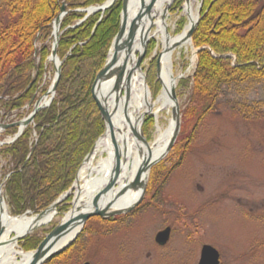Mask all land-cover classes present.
<instances>
[{"label": "trees", "instance_id": "obj_1", "mask_svg": "<svg viewBox=\"0 0 264 264\" xmlns=\"http://www.w3.org/2000/svg\"><path fill=\"white\" fill-rule=\"evenodd\" d=\"M105 1L0 0V122L21 119L24 107L47 90L43 83L52 66L48 57L53 22L63 3L69 9L61 24L58 55L63 63L56 96L17 140L0 148V157L9 167L4 193L14 215L28 210L38 213L70 189L85 157L105 131L92 87L119 31L123 0L76 25L86 15L80 9ZM193 42L201 50L194 74L181 81L190 88L194 103L184 115L198 116L201 122L232 85L256 82L264 88V0H204ZM233 109L245 119L261 111L247 102H238ZM149 121L154 123L153 116ZM16 132L17 127L7 128L2 137ZM41 241L27 237L23 247L34 249ZM67 252L68 248L60 254Z\"/></svg>", "mask_w": 264, "mask_h": 264}, {"label": "rangeland", "instance_id": "obj_2", "mask_svg": "<svg viewBox=\"0 0 264 264\" xmlns=\"http://www.w3.org/2000/svg\"><path fill=\"white\" fill-rule=\"evenodd\" d=\"M184 2L173 0L165 13L168 29L174 35L182 32L188 22L183 15ZM203 4L204 0L194 4L200 15ZM197 48H176L174 73L183 76L176 85L183 111L181 128L170 152L151 167L143 201L132 210L107 219L90 217L67 247L69 252L49 264H197L205 243L220 250L223 264H264L263 84L225 88L216 109L209 110L201 122L198 116L184 115L194 103L190 101V88L182 86L181 81L195 72ZM161 51L158 40L150 38L141 63L155 96L162 86L154 54ZM50 64L43 83L47 88L55 76L54 65ZM238 102L260 106V115L245 119L233 109ZM29 113L26 110L24 116ZM150 116L153 115L144 117L142 132L152 142L157 125L154 116V123L149 121ZM167 125L168 118L163 117L161 126ZM8 139L9 136H0L2 142ZM8 168L7 160L0 157L1 182ZM73 202L74 194L62 204L51 223L27 237L43 240L73 208ZM166 226L173 229L171 239L160 247L155 236ZM23 240L18 247L25 250Z\"/></svg>", "mask_w": 264, "mask_h": 264}, {"label": "bare ground", "instance_id": "obj_3", "mask_svg": "<svg viewBox=\"0 0 264 264\" xmlns=\"http://www.w3.org/2000/svg\"><path fill=\"white\" fill-rule=\"evenodd\" d=\"M152 1L129 0L128 24L133 17L142 14L134 50L127 63L132 78L129 84L123 83L120 91L115 89L113 82H104L97 89L98 98L104 103L110 121L106 125L105 133L98 139L91 156L79 170L73 189V208L62 221L95 210V198L101 195L112 181V188L100 197L98 208L115 211L130 207L142 192V188H132L131 183L147 162L155 161L163 154L173 135L176 121L173 117L175 101L172 99V90L176 88L179 79L174 73L176 48L189 50L193 47L187 36L198 18L199 9L195 8L194 4L201 0H185L183 15L188 18V22L183 31L176 35L169 31L165 16L166 9L173 0H156L150 12H147L146 9ZM152 37L162 46L159 74L162 88L157 96H154L145 74L136 67L137 55L142 51L143 40ZM124 57L122 56L121 59ZM194 60L193 56L192 61ZM49 100L50 97L45 96L41 103L48 104ZM147 114L155 117L157 126L155 139L145 144L138 136ZM163 117L168 118V125L165 128L161 126ZM117 166L118 172H116ZM146 176L148 177V173H144L142 179ZM2 208L0 220L4 233L0 238V264H29L32 253L20 249L18 242L13 240L14 237L48 225L55 219L57 210L50 209L42 215L16 217L10 213L6 202ZM80 227L74 226L60 239L52 241L51 251L65 246Z\"/></svg>", "mask_w": 264, "mask_h": 264}, {"label": "water", "instance_id": "obj_4", "mask_svg": "<svg viewBox=\"0 0 264 264\" xmlns=\"http://www.w3.org/2000/svg\"><path fill=\"white\" fill-rule=\"evenodd\" d=\"M116 1L117 0H107L102 5H97V6H92L90 8H87L86 9V11H87L86 17H88L89 15L93 14L94 12H96L98 10L104 11L106 9H109L110 7H112L116 3ZM155 1L156 0H153L152 3L147 7V9H146L147 12H150ZM128 5H129V0H123L122 19H121L120 29H119V31H118V33H117V35L113 41L112 48H111L110 54H109V58H108L106 64L104 65V67L99 71V73L96 77V80L93 84V87H92L93 96L96 100V103L98 105V108L102 114V117H103L106 125L110 121V115H109L108 111L106 110L104 103H102V101L98 98L97 89L104 82H113L115 89L120 91L123 83L126 82L129 84V82L131 81V78H132V72H130L128 70L127 63H128L129 56L132 54V51L134 50V44H135L139 29H140V20H141L142 14H138L137 16L133 17L129 21V24H128V19H129ZM68 11L69 10H67L66 4L63 3V5L61 6V12L54 21V32H53L54 44H53V49H52V54H51L50 59L55 62L56 77H55V81L52 84V86L50 87V89L44 94V96H49L51 94V98H50L49 103H51V101H52V99L56 93L57 86H58L60 76H61L63 61L58 56L57 48H58V44H59V40H60V34H61V32H60L61 22H62L63 17L68 13ZM199 20H200V15H198L197 20L194 22V24L192 25V27L188 33L187 38L190 41H192V36H193V33H194V31L198 25ZM83 21H84V19L81 20L77 25H79ZM148 41H149V39L143 40L142 51L138 54V57L136 60V67L139 69H141V63H142L144 54L146 52ZM199 50L200 49H197L196 53ZM122 56H125V57L123 59H121ZM160 59H161V53L158 55V59H157L158 75L160 74ZM121 60H123V61H121ZM179 77H182V75H180ZM126 92L128 93V91H126ZM42 98L43 97H41L35 101L33 111L30 114V116H28L27 118H24L20 121L12 123V124H0V128H2V129H5L7 127H13V126H17L19 128L17 134L15 135V137L13 138L12 141L16 140L22 134V132L24 131V128L27 127L34 120L37 112H39L42 108L49 105V103L43 105L41 103ZM172 99L175 101V106L173 108V117L175 118V121H176L175 130H174L173 135H172L165 151L163 152V154L159 158H157L155 161L147 162L140 169L136 178L131 183L130 186L134 189L142 188V192L140 193L138 199L130 207H127L126 209L109 211L108 208H106V209L98 208V201H99L100 197L102 196L103 193H106L110 188H112V186H113V181H112L103 190V193L101 195L100 194L97 195V197L95 198V200H94V205L96 206L95 210L90 211V212H84V213H81L79 215H75L73 217H69L67 220L60 222L58 225H56L54 227V229H52L50 231L46 235V237L43 239V241L40 243L38 248L31 252L32 256H31V259L29 261V264H44L49 259H51L53 256L62 252L66 247L71 245L74 242V240L79 236L83 225L85 224V222L90 217L100 216L102 219H107L111 216L121 214L124 212H128V211L132 210L133 208H135L136 206H138L143 201L144 196L146 194V186H147V178L148 177L146 176L145 179H142V175L144 173H149L151 167L153 165H155L156 163H158L159 161H161L170 152V150L172 149L174 143L176 142V139H177L179 132H180L182 114H181V107H180V104L178 101L176 88H174L172 90ZM34 100L35 99L33 98L31 100L30 104H32ZM138 137L145 144L149 143V141L144 137L142 131ZM96 143L92 147V149L90 150L88 155L85 157L82 165L91 156V154H92V152L96 146ZM0 144H3V142ZM118 161H119V159H118ZM82 165H81V167H82ZM118 170H119V167L117 166L116 172H118ZM77 177H78V174H77ZM77 177H76V180H77ZM73 189H74V184L57 201H55L47 209H45L44 211H41L40 213H38L36 215H42L43 213H45L46 211H48L50 209H58L59 203H61L64 199H66L69 195H71ZM4 202H5V198H4L3 191H2V183L0 182V217H1V214L3 211L2 206H3ZM29 213H31V212L27 211L23 215H27ZM23 215H17L16 217H20ZM77 225L81 226V227H80V230L76 232L74 237L62 248L57 249L55 251H51L52 241L60 239L64 234L69 232L74 226H77ZM3 233H4V227L1 224V220H0V238H1ZM28 234L29 233L23 234L21 236H15L13 240L19 241L20 239L24 238ZM170 235H171V227H166L165 229H163L157 233L155 240L158 244L165 245L169 241ZM219 258H220L219 251L215 247H213L212 245L205 244L202 247L201 257H200L198 264H220ZM84 264H91V263L85 262Z\"/></svg>", "mask_w": 264, "mask_h": 264}, {"label": "flooded vegetation", "instance_id": "obj_5", "mask_svg": "<svg viewBox=\"0 0 264 264\" xmlns=\"http://www.w3.org/2000/svg\"><path fill=\"white\" fill-rule=\"evenodd\" d=\"M204 245V244H203ZM202 245V246H203ZM210 245H212V244H210ZM212 246H214V245H212ZM161 247H165V246H161ZM215 248H217L216 246H214ZM218 249V248H217ZM219 250V249H218ZM219 252H220V250H219ZM220 263L221 264H223V261H222V257H221V252H220Z\"/></svg>", "mask_w": 264, "mask_h": 264}]
</instances>
